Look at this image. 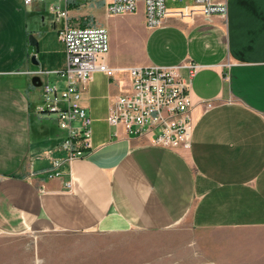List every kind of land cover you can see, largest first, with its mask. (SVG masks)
I'll use <instances>...</instances> for the list:
<instances>
[{"label":"crops","instance_id":"crops-1","mask_svg":"<svg viewBox=\"0 0 264 264\" xmlns=\"http://www.w3.org/2000/svg\"><path fill=\"white\" fill-rule=\"evenodd\" d=\"M8 1L13 3L0 0V10ZM51 1L18 0L26 15L24 29H15L21 31L19 48L0 57V65L9 69L26 68L21 85L4 79L14 70H0V234L186 227L235 234L215 241L214 264H226L227 252L240 263L264 261V0H211L226 5L225 17L167 16L156 29L144 27L142 3L134 14L110 16L104 2L78 1L67 8V18L52 21L55 31L31 35L37 42L35 54L29 33L23 32L26 21L31 15L46 16ZM90 24L108 32L104 62L115 75L94 72L80 95L92 122L91 150L63 163L59 176L49 178L51 160L65 157L61 145L66 136L54 118L52 126L43 125L34 108L51 74V84L64 88L59 30ZM50 35L57 48H51ZM30 57L36 68L30 67ZM186 62L197 67L191 79L181 66ZM156 66H180L179 75L190 81L194 128L189 150L154 146L149 137L128 136L106 120L117 96L130 92L126 70ZM34 76L39 87L32 85ZM207 102L211 108L205 107Z\"/></svg>","mask_w":264,"mask_h":264},{"label":"built area","instance_id":"built-area-1","mask_svg":"<svg viewBox=\"0 0 264 264\" xmlns=\"http://www.w3.org/2000/svg\"><path fill=\"white\" fill-rule=\"evenodd\" d=\"M34 0H24L29 4ZM41 1V0H38ZM59 5L50 7L56 19L67 18V8L78 2L105 3L110 16L129 15L136 12L138 4L144 7V24L148 29L160 27L163 20L175 17L180 20L195 16H226L225 4L211 0H191L182 7H167V3L182 0H57ZM58 38L64 46L65 66L60 71L64 88L46 83L41 86L40 103L34 111L40 116H53L60 130L65 133L62 141L63 159H52L47 170L48 177H57V169L83 157L91 150V118L81 105L82 91L94 72L113 78L115 70L104 62L109 51L107 30L98 25L59 30ZM191 79L197 67L186 62ZM180 66L133 67L126 70L131 89L126 95L117 96L108 109L107 122L113 127H122L128 136H146L152 145L169 150H189L194 123L191 118L192 102L189 93L190 81L179 75ZM206 108L212 104L205 103Z\"/></svg>","mask_w":264,"mask_h":264},{"label":"rangeland","instance_id":"rangeland-1","mask_svg":"<svg viewBox=\"0 0 264 264\" xmlns=\"http://www.w3.org/2000/svg\"><path fill=\"white\" fill-rule=\"evenodd\" d=\"M11 1L13 3L8 1L0 10V57L3 54H10L9 51L12 49L17 53L19 48L17 39L21 31L15 29L18 27L24 29L23 15L26 16L24 10L18 0ZM190 1L169 2L167 7L184 6ZM48 4L46 16L37 14L31 15L27 21L25 19L27 31L23 32L29 33L27 36L34 35L37 38L45 31H55L51 24L55 17L50 14V7L58 3L52 0ZM10 6H12V12H10ZM86 8H91V6L82 7L81 10ZM43 16H45L44 22L42 21ZM11 24L13 31H10ZM52 38L53 35L48 37L49 44L51 48H57L59 44L52 43ZM29 48L36 54V46ZM31 57L29 58L30 67L36 68L32 66L35 63ZM35 61L37 62V58ZM5 69L14 70L0 65V70ZM15 70L12 71L15 74H5L4 79L16 80L15 84L21 85L22 79L26 78L25 65ZM53 75L51 74L48 79L50 84L54 80ZM52 118L54 117L42 116L40 121L43 125L52 126L54 123ZM233 235L235 234H229V232H199L186 227L164 232L127 231L77 234L60 233L57 230H30L20 235L0 234V264H214L217 262L215 241ZM224 255L226 264H246L244 259L241 263L240 260L237 261L238 259L231 252ZM231 256L235 257L231 258ZM248 261L250 262V259ZM253 261L257 264L264 263L262 259H253Z\"/></svg>","mask_w":264,"mask_h":264},{"label":"water","instance_id":"water-1","mask_svg":"<svg viewBox=\"0 0 264 264\" xmlns=\"http://www.w3.org/2000/svg\"><path fill=\"white\" fill-rule=\"evenodd\" d=\"M28 41H29V44H28V45H30V46H32V47L37 46V42H36V40L34 39L33 36H29ZM32 60H33V59H32ZM31 82H32V85H33L34 87H39V86L41 85L40 80H39V77H37V76H34V77L32 78V81H31Z\"/></svg>","mask_w":264,"mask_h":264},{"label":"trees","instance_id":"trees-1","mask_svg":"<svg viewBox=\"0 0 264 264\" xmlns=\"http://www.w3.org/2000/svg\"><path fill=\"white\" fill-rule=\"evenodd\" d=\"M72 5H76V3H74V4H72ZM72 5H70V6H72Z\"/></svg>","mask_w":264,"mask_h":264}]
</instances>
